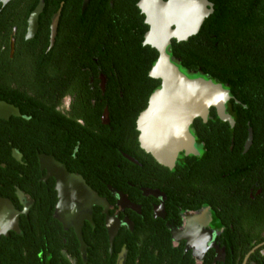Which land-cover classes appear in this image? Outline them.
Returning <instances> with one entry per match:
<instances>
[{
	"label": "flooded vegetation",
	"instance_id": "af4514ba",
	"mask_svg": "<svg viewBox=\"0 0 264 264\" xmlns=\"http://www.w3.org/2000/svg\"><path fill=\"white\" fill-rule=\"evenodd\" d=\"M33 1L0 0V103L18 110V114L0 110L6 114V118L0 117V137H26L42 118L50 126L39 136L42 139L76 140L63 141L60 149L58 145L26 154L11 149L12 159L19 163L13 164L18 174L4 173L0 197L9 200L18 212L26 210L19 214L18 226L24 220L27 228L37 232L40 250L60 246L62 231L75 236L79 249L75 229H64L54 217L58 189L65 188L74 191L75 198L91 203L90 220L83 221L81 228L82 238L88 232L105 231L111 256L115 237L120 243L132 236L141 240L144 235L160 234L170 247L191 257L193 264H264V147L255 146L250 121L244 138L239 120L228 110L229 101L226 111L233 125L210 108L215 116L209 110L206 121L196 118L190 125L199 154L180 152L176 163L167 167L141 148L136 118L134 131L122 137L125 148L118 153V182L111 184V112L109 105L100 108L94 99L97 86L106 90L105 76L93 75L92 54L51 51L60 24L73 22L75 5L63 14L60 9L51 13L53 6L44 4L30 35V17L38 4ZM88 2L82 0V9ZM57 12L51 44L52 19ZM82 62L87 66H77ZM248 128L252 141L246 147ZM15 178L21 182L16 183ZM37 201L35 217L32 210ZM110 220L118 224L111 244ZM12 232L8 230L0 238ZM63 243L67 245L66 239ZM84 243L86 260H81L86 264L89 247ZM122 247L126 248V242ZM103 264L111 263L105 259Z\"/></svg>",
	"mask_w": 264,
	"mask_h": 264
},
{
	"label": "trees",
	"instance_id": "16d2710c",
	"mask_svg": "<svg viewBox=\"0 0 264 264\" xmlns=\"http://www.w3.org/2000/svg\"><path fill=\"white\" fill-rule=\"evenodd\" d=\"M38 1L34 0L33 4ZM62 1L63 7L60 0H44L45 6H53L51 13L60 9L64 14L69 12L67 9L71 4L75 5L73 22L60 24L56 44L51 51L92 54L93 75L96 77L103 73L105 76L106 90L103 92L98 88V79L94 99L98 100L100 108L109 105L111 112L110 128L113 131L108 146V172L111 184H117L118 153L119 149L125 148L122 137L128 131H134L138 114L146 108L154 89L160 86L159 80L148 76L158 53L154 48L143 45L148 26L137 7L139 0H90L83 9L82 0ZM209 1L213 4V11L205 18L199 32L186 41L172 40L168 52L185 73L202 75L228 87L233 98L227 106L239 120V132L245 138L247 121H250L255 146L264 147V0ZM77 66L86 67L87 64L82 62ZM210 115L215 116L213 109ZM48 127L49 123L41 118L26 137H0V179L6 178V172L18 174L14 172L13 164L19 163L12 159V148L26 154V151L53 149L58 145L60 149L64 146L63 141L70 140L39 137ZM78 129L82 130L79 125ZM15 179L16 183L21 182L19 178ZM35 208L32 210L34 216L38 211V201ZM34 221L37 222V218ZM20 222L21 234L13 231L0 238V264H84L73 234L62 231L60 246L53 250H40L37 232L27 228L26 221ZM64 239L67 245L63 243ZM83 239L89 247L86 264H103L105 259L114 264L115 255L125 242V264H193L191 257L170 247L166 237L160 234L144 235L141 240L132 236L120 243L115 237L113 256L108 251L105 231L95 235L88 232L83 234ZM41 245L46 244L43 242Z\"/></svg>",
	"mask_w": 264,
	"mask_h": 264
},
{
	"label": "water",
	"instance_id": "95a60500",
	"mask_svg": "<svg viewBox=\"0 0 264 264\" xmlns=\"http://www.w3.org/2000/svg\"><path fill=\"white\" fill-rule=\"evenodd\" d=\"M8 0H2L6 2ZM44 7V0H39L30 17V35L34 32L37 16ZM137 7L144 15V23L148 30L143 37V45L154 48L158 57L148 76L160 81V86L149 96L147 106L136 120L141 148L151 154L158 163L172 167L180 152L198 155L195 138L190 125L196 118L208 119L210 108H215L218 117L234 124L232 116L226 111L227 102L233 98L228 87L202 75L191 76L180 69L172 60L168 47L172 40L186 41L197 34L205 20L212 13L213 4L209 0H139ZM59 17L57 12L51 25V44L54 41L56 25ZM0 110L7 114H18L12 106L0 103ZM0 113L1 118L6 114ZM252 141V130L248 128L246 147ZM13 155L20 159L19 153ZM59 201L54 217L64 229H75L79 241L81 259L86 260L85 243L81 228L83 221L90 220L91 203L75 198L74 191L58 189ZM26 210L18 212L12 203L0 197V234L6 235L8 230L21 233L18 216ZM110 220L108 225L109 242L112 243L118 224ZM126 248L118 253L116 264H125Z\"/></svg>",
	"mask_w": 264,
	"mask_h": 264
}]
</instances>
